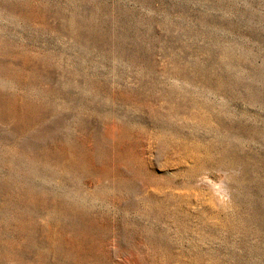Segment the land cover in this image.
<instances>
[{
	"label": "rangeland",
	"instance_id": "obj_1",
	"mask_svg": "<svg viewBox=\"0 0 264 264\" xmlns=\"http://www.w3.org/2000/svg\"><path fill=\"white\" fill-rule=\"evenodd\" d=\"M0 264H264V0H0Z\"/></svg>",
	"mask_w": 264,
	"mask_h": 264
}]
</instances>
